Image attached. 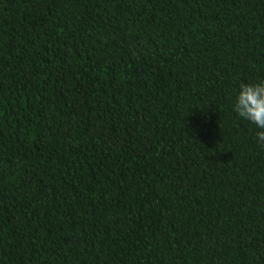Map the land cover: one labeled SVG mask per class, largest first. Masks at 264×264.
Here are the masks:
<instances>
[{
    "label": "trees",
    "instance_id": "16d2710c",
    "mask_svg": "<svg viewBox=\"0 0 264 264\" xmlns=\"http://www.w3.org/2000/svg\"><path fill=\"white\" fill-rule=\"evenodd\" d=\"M264 0H0V264H264Z\"/></svg>",
    "mask_w": 264,
    "mask_h": 264
},
{
    "label": "clouds",
    "instance_id": "9594fccd",
    "mask_svg": "<svg viewBox=\"0 0 264 264\" xmlns=\"http://www.w3.org/2000/svg\"><path fill=\"white\" fill-rule=\"evenodd\" d=\"M233 110L237 116L255 125L256 142L264 146V82L241 83Z\"/></svg>",
    "mask_w": 264,
    "mask_h": 264
}]
</instances>
